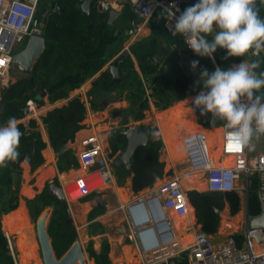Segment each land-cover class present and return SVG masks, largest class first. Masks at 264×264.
<instances>
[{
    "label": "crops",
    "instance_id": "crops-1",
    "mask_svg": "<svg viewBox=\"0 0 264 264\" xmlns=\"http://www.w3.org/2000/svg\"><path fill=\"white\" fill-rule=\"evenodd\" d=\"M100 1H106L113 9L120 11V15L113 24H110L108 19V28L103 34L97 48L86 54L81 70L64 77L56 84L55 88L67 84H74V88L70 90L69 95L52 102L48 98V93L43 92L44 103L39 104L41 105L39 109L40 117L36 120L38 130L46 142V147L42 150L44 162L34 170L32 169V163L29 164L26 160L20 164L22 167V181L19 186L17 206L1 217L2 229L6 237L8 234L11 236L18 264H45L37 232V221L44 213H47L48 228L53 209L49 207L51 208V212L49 213L45 211L48 209L46 208L34 220L31 216L27 199H32L41 193L51 181H55L61 185L60 174H64L67 179L72 180L81 173L82 169L79 157L81 141L88 135L92 133L100 134L105 141L107 154L113 163L117 155L124 150H119L116 154L112 155L109 137L113 131L119 128H134L136 126H140L144 130L148 127L156 128L164 143L163 152L160 153V159L165 162V175L163 178L158 179L153 186H157L175 171L181 169L183 162L185 165L187 164L182 139L188 133L199 129L205 130L210 143L209 145L211 148L215 147L214 154L217 157L220 155H218V150L222 140L223 123L225 121L220 120L214 123L212 114L208 113L210 115L208 124H199L196 107L193 104V98L199 93L171 102L174 78L184 74L198 81L200 80L201 70H193L188 54L178 50L173 44L171 40L173 34H170L164 28L166 14L162 12L156 14L142 29L138 39L131 46H128L129 36L127 32L132 26V21L136 19V14L134 13L135 17L133 19L130 18V12L128 14L125 12V6H121L114 0H97V3L92 8L99 10L97 4ZM197 2L198 0H187L186 8ZM130 7L133 11L131 5ZM141 40L150 42L155 49L152 59L157 66V71L147 76H143L138 61L131 52V48ZM24 46H21L20 49L22 50ZM124 50H127L132 55L135 68L140 73L144 87L145 85L147 87V89L145 88V98L143 100H129L130 94L127 91H114L111 93L110 99L103 100L101 106L93 108L88 95L93 81L103 71L110 69V66ZM263 55L264 52H261L259 56H252L249 53L246 60L252 61L255 58H261ZM103 60H105V63L102 64ZM239 63H232L227 68ZM91 69L94 71L92 74ZM20 70L18 72L17 69H14V74L11 76L9 85L27 76V74ZM4 90L0 83L1 97ZM147 91L150 93L149 96ZM201 91H204L203 87ZM77 96L85 102L86 115L81 122L82 127L76 133L75 138L66 144L68 145L67 149L73 150L77 164L67 166L66 161L60 158L67 149L62 154H58L60 149L56 151L51 146L47 127L42 118L49 110L66 105L72 98ZM18 122L28 125L30 121L27 123L25 118H21L18 119ZM260 140H262L264 150L263 137ZM182 151L184 152V156L181 155ZM253 151L257 153L261 150H257L255 147ZM60 165L63 166V169L60 168ZM114 172L116 186L104 189L100 194L93 193L71 203L66 199L69 205L71 222L74 224L78 233L75 240L80 239L85 252L84 256L89 258V264H96V262L93 258H90L87 252V246H92L99 252L105 243L109 244V259L111 264H140L141 248L131 237L128 211L127 208L122 207V204H131L135 199H138L150 189V187L136 193L132 190V175L125 166H114ZM188 182V185H185L187 191L191 189L207 190L204 178L189 179ZM240 194L242 195V193ZM98 196L101 197L102 205L98 203ZM242 213L243 210L241 209L236 215H231L229 206H227L222 212L219 230L212 237L215 240H221L227 235H235L236 233L243 234L247 227L246 220L235 224L236 219H240ZM188 218L190 219V223H195L196 227H200L195 216L194 207L193 213ZM149 224L152 225L151 223ZM170 230L172 232L178 231L177 218L174 216L170 218ZM179 238L182 239L181 237ZM10 253L12 255L11 250Z\"/></svg>",
    "mask_w": 264,
    "mask_h": 264
},
{
    "label": "trees",
    "instance_id": "trees-1",
    "mask_svg": "<svg viewBox=\"0 0 264 264\" xmlns=\"http://www.w3.org/2000/svg\"><path fill=\"white\" fill-rule=\"evenodd\" d=\"M61 10L59 12L45 11L54 0H43L38 11V17L44 25L45 50L35 63L31 74L24 76L11 83L2 93L0 101V126L6 124L10 117L17 120L24 118L25 108L30 100H37L39 104L44 103L43 92L48 93L50 101L65 98L74 88V84L56 87V84L64 77L77 73L81 70L86 54L95 50L108 28V13L92 8L90 14L84 13L81 0H57ZM185 3V8H186ZM257 4L260 16L264 17V5ZM184 8V9H185ZM125 12H130V18H134L130 4L125 5ZM171 34V33H170ZM211 40V36L208 37ZM172 42L176 48L188 54V58L199 61L196 69H207L210 73L215 70L211 57L196 55L185 43L182 35H172ZM155 49L146 40H141L131 48L136 57L143 76L154 74L157 66L153 62ZM217 59L223 55L227 56L225 49L214 53ZM244 57H227L225 62H220L221 67L226 69L232 63L246 60ZM260 60L258 72L264 71V55ZM105 63L103 60L102 64ZM121 81L112 85L113 75L110 69L102 72L94 81L88 92L90 103L93 108L102 105V101L111 98L114 91H127L129 100H143L145 98V87L140 73L135 68V63L130 53L122 59L119 64ZM91 74L94 71L91 69ZM197 80L188 75H179L174 78V87L171 102L184 99L197 94L202 90ZM125 110V109H124ZM86 115L85 102L79 97L72 98L66 105L56 107L43 116V122L47 127L51 146L58 151L69 141L75 138L76 133L82 127V121ZM142 115V114H140ZM28 126V127H27ZM18 127L23 133L19 146V157L15 162H9L6 168L0 167V264H15L10 253L8 239L2 229L1 217L3 214L16 208L19 199V186L22 181L21 163L29 157L32 169H36L44 162L42 150L46 147L41 133L38 130L36 119H31L28 125L19 123ZM146 130L148 143L137 148L131 158L132 164V190L136 193L151 187L154 183L164 177L165 162L160 159V149L163 147V139H154L151 135L156 128L148 127ZM112 155L126 147L123 134L113 131L109 137ZM66 161L67 166L76 165L77 159L72 149H67L60 157ZM63 169V166L60 165ZM125 173V172H124ZM259 178L250 176L249 193L247 198L248 212L257 215L261 211L258 196ZM189 199L194 207L195 216L202 230L210 235L217 234L222 212L229 206L230 214L236 215L242 209L243 196L236 191L218 192L210 190L191 189L188 191ZM27 204L34 220L45 210L51 207L52 213L48 223V233L57 258H61L73 244L78 236L74 224L68 223L69 205L65 199H60L49 190V184L45 189L32 199H27ZM241 245L244 236L241 233L234 235ZM90 258L96 264H111L109 259V244H103L101 251L97 252L92 246H87ZM175 264H190L187 253H183Z\"/></svg>",
    "mask_w": 264,
    "mask_h": 264
},
{
    "label": "built area",
    "instance_id": "built-area-1",
    "mask_svg": "<svg viewBox=\"0 0 264 264\" xmlns=\"http://www.w3.org/2000/svg\"><path fill=\"white\" fill-rule=\"evenodd\" d=\"M42 1L0 0V83L2 87H7L10 83L15 52L25 45L30 37L44 36L43 22L37 15ZM114 1L121 6L130 4L136 14V19L132 21V26L127 32L128 46L138 39L142 29L160 12L167 16L164 28L175 35L173 33L175 20L169 19L165 10L171 9L176 12V16H179L185 10L187 2V0ZM60 10V4L54 0V4L47 8L45 14ZM180 54L186 56L183 53ZM226 57L223 55L217 59L213 54L211 59L215 68H221L220 62L226 61ZM145 88L147 89L146 85ZM147 93L149 96L150 93L148 91ZM40 106L37 100H33L29 112L24 116L27 123L31 119L40 117ZM196 113L200 125L208 124L210 121L208 113L201 114V110L198 108H196ZM225 123L226 121L223 123L219 157L214 154L215 147L211 148L209 145L205 130L199 129L188 133L182 139L187 164L157 186L150 187L131 204L157 198L169 222L172 216L177 219L188 218L193 213V205L188 196L185 179L204 178L207 190L236 191L242 193V196H246L247 187L250 185V176L256 174L259 178L257 192L262 210L264 207V151H258L252 155L253 148L255 150L254 144L242 146L229 142ZM79 157L82 169L80 174L72 180L67 179L64 174L59 175L60 186L69 203L93 193L100 194L104 189L116 186L114 166L107 154L105 141L100 134L92 133L82 139ZM243 176H246V186L244 187L239 184ZM129 205L122 204V207L127 208L128 211ZM127 213L130 220L131 237L141 248L140 264H175L183 253H187L190 264H264V228L246 227L243 232V243L239 245L234 234L227 235L221 240H215L212 235L203 231L201 226L196 227V224L191 222L184 226L190 239H180L177 236L178 231H171V236H167L165 239H161V235L158 234V245L147 249L139 237L142 227L134 221L129 211ZM260 214L261 212L253 217ZM149 223L153 224V221ZM256 233H259L260 240L254 237ZM7 239L14 263L18 264L9 234ZM85 260V264H89L87 256H85Z\"/></svg>",
    "mask_w": 264,
    "mask_h": 264
},
{
    "label": "clouds",
    "instance_id": "clouds-1",
    "mask_svg": "<svg viewBox=\"0 0 264 264\" xmlns=\"http://www.w3.org/2000/svg\"><path fill=\"white\" fill-rule=\"evenodd\" d=\"M259 4L264 5V0ZM165 11L175 20L173 33L182 35L198 56L212 57L217 48L225 49L227 57L264 52V17L257 0H198L179 16L171 9ZM190 63L193 70L199 65L197 60ZM260 64L258 59L242 60L227 69L216 67L211 73L203 69L196 82L204 91L193 98L195 107L201 114L211 113L226 121L228 141L242 146H252L264 137V71H257ZM18 124L10 117L0 126V167L6 168L19 157L23 133ZM151 135L160 137L157 131Z\"/></svg>",
    "mask_w": 264,
    "mask_h": 264
},
{
    "label": "water",
    "instance_id": "water-1",
    "mask_svg": "<svg viewBox=\"0 0 264 264\" xmlns=\"http://www.w3.org/2000/svg\"><path fill=\"white\" fill-rule=\"evenodd\" d=\"M97 3V0H84L82 2V10L84 13L90 14L92 6ZM101 12L109 14V23L112 24L117 20L120 15V11L113 9L106 1H100L97 4ZM44 26V25H43ZM45 38L43 37H30L26 42L25 46L18 53H15L13 59V66H20L21 71L25 74L30 75L31 71L43 54L45 50ZM221 48H217L216 52ZM128 51L124 50L121 55L115 60V62L110 66V71L113 75L112 85L121 81V75L119 70V64L122 59L127 55ZM6 89V87H3ZM33 103L30 100L25 108V113L29 112V107ZM213 122L216 123L221 119L214 117L212 115ZM117 134H123L126 140L125 149L120 152L115 158L113 164L115 167L121 165L125 166L129 173L132 171L131 158L137 148L141 145H146L148 143V136L146 131L140 126L134 128H119L115 131ZM68 145H64L58 154H62ZM163 152V147L160 149V153ZM26 162L31 164V159L27 157ZM49 190L52 194L56 195L60 199H65V194L62 187L55 181L49 183ZM249 193V187L246 191V226L251 228H264V207L259 216L253 217L248 212L247 198ZM98 203L102 205L101 197L98 196ZM128 211L131 214L134 221L142 227L139 231V237L145 248L149 249L158 245V234H160L161 239H165L167 236H171L170 222L167 220L166 215L162 209V206L157 198H151L143 201L136 202L128 206ZM47 213H44L37 221V232L39 237V242L41 245L42 256L45 264H85V252L80 240H75L71 247L65 252L61 258H57L51 238L48 233L47 228ZM153 221L150 225L149 222ZM67 222H71V217L69 216ZM260 240L259 233L254 235Z\"/></svg>",
    "mask_w": 264,
    "mask_h": 264
},
{
    "label": "rangeland",
    "instance_id": "rangeland-1",
    "mask_svg": "<svg viewBox=\"0 0 264 264\" xmlns=\"http://www.w3.org/2000/svg\"><path fill=\"white\" fill-rule=\"evenodd\" d=\"M116 22V21H115ZM113 24V23H112ZM21 49L19 48L15 53H18ZM16 66H14V68L11 69V73L10 75L13 76L14 74V69H17V71L19 72L20 70V66H18L17 64H15ZM21 71V70H20ZM261 141V143H260ZM254 146L256 147L257 150H263V146H262V140L258 141H253ZM221 145V144H220ZM220 154V147L218 150V155ZM256 153L254 151H252V155H255ZM182 156H184V152L182 151ZM184 163V162H183ZM182 163V167H184L185 163ZM188 180L189 179H185V185H188ZM240 186H246V176H243L240 181H239ZM245 205H246V198L245 196H243V204H242V210L243 213L240 215V219H236V223L235 224H239L243 221L246 220V211H245ZM45 211H48L49 213L51 212V208L46 209ZM190 223V219L189 218H179L177 219V225H178V237H181L182 240H187L190 239V235L186 234V228L184 226H186V224Z\"/></svg>",
    "mask_w": 264,
    "mask_h": 264
}]
</instances>
